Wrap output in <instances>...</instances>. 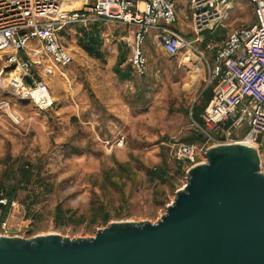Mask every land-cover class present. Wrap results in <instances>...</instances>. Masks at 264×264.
<instances>
[{
	"label": "rangeland",
	"instance_id": "obj_1",
	"mask_svg": "<svg viewBox=\"0 0 264 264\" xmlns=\"http://www.w3.org/2000/svg\"><path fill=\"white\" fill-rule=\"evenodd\" d=\"M75 1L84 14L58 24L69 65H53L39 51L20 54L32 61L35 81L48 86L51 107L16 98L0 52V99H9L17 115L14 121L0 114L2 235L77 238L114 222H157L185 186L189 168L205 160L175 155L180 143L206 146L196 125L214 85L204 58L192 50L169 56L151 32L140 44L146 66L138 73L130 61L135 26L98 19L83 0ZM193 1L174 0L173 26L207 57L208 41L221 42L256 18L249 0H232L225 19L197 34Z\"/></svg>",
	"mask_w": 264,
	"mask_h": 264
},
{
	"label": "built area",
	"instance_id": "obj_2",
	"mask_svg": "<svg viewBox=\"0 0 264 264\" xmlns=\"http://www.w3.org/2000/svg\"><path fill=\"white\" fill-rule=\"evenodd\" d=\"M83 1L87 12L98 19L135 26L130 61L138 73H143L146 66L140 44L151 32L155 33L162 50L169 56L192 50L206 61L209 81H214V85L211 98L196 123L206 146L180 143L175 148L177 158L194 162L199 156L204 160L205 152L213 145L244 143L257 149L260 170L264 174V0H249L255 7L253 23L232 28L221 42L208 41L205 44L208 57L174 28V0ZM231 2L194 0L193 31L198 34L220 23L226 18ZM58 5L59 0H0V52L5 53L3 66L14 65L13 69L19 70L20 82L9 84L10 88L19 97L33 99L42 110L53 104L49 88L44 81H35L31 73L32 61L24 60L20 54L40 51L53 65L71 63L70 51L58 38V24L64 25L84 13L77 9L62 15ZM51 69L46 68V73H51ZM33 92L38 96L33 97ZM1 113L17 121L12 102L7 98L0 99ZM242 130L241 136H237ZM208 142L212 144L207 145ZM6 201L0 198V204L5 205Z\"/></svg>",
	"mask_w": 264,
	"mask_h": 264
},
{
	"label": "water",
	"instance_id": "obj_3",
	"mask_svg": "<svg viewBox=\"0 0 264 264\" xmlns=\"http://www.w3.org/2000/svg\"><path fill=\"white\" fill-rule=\"evenodd\" d=\"M0 264H264V174L257 149L244 143L209 147L154 223L114 222L77 238L0 234Z\"/></svg>",
	"mask_w": 264,
	"mask_h": 264
},
{
	"label": "bare ground",
	"instance_id": "obj_4",
	"mask_svg": "<svg viewBox=\"0 0 264 264\" xmlns=\"http://www.w3.org/2000/svg\"><path fill=\"white\" fill-rule=\"evenodd\" d=\"M77 2L75 1V0H73V2H72V4L70 5V4H67L66 3V1H63L62 3H60L59 5H58V11H59V14H65V13H68V12H70V11H73L74 9H77V4H76ZM40 52V51H39ZM35 55H37V52H36V54ZM183 60L184 61H190V56H185V57H183ZM197 67H198V70H200L201 69V64H200V62L197 64ZM18 71L19 70H16V69H14V70H12V77H9L8 78V80L7 81H9V83H17V82H20V79H19V77H18ZM54 72V71H53ZM190 73V72H189ZM191 76H192V78L193 79H196L197 78V76L194 74V72H192L191 71ZM32 96L33 97H37L38 96V93L37 92H33L32 93ZM16 98L17 99H19L20 101H24V99H20L18 96H16ZM30 100H31V103H35L34 102V100L33 99H29V98H27V101H29L30 102ZM19 101V102H20Z\"/></svg>",
	"mask_w": 264,
	"mask_h": 264
},
{
	"label": "trees",
	"instance_id": "obj_5",
	"mask_svg": "<svg viewBox=\"0 0 264 264\" xmlns=\"http://www.w3.org/2000/svg\"><path fill=\"white\" fill-rule=\"evenodd\" d=\"M198 121H200V117H199V120ZM2 207H4V205L3 204H0V208H2Z\"/></svg>",
	"mask_w": 264,
	"mask_h": 264
}]
</instances>
